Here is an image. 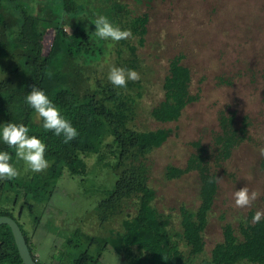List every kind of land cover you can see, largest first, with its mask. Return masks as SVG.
I'll return each instance as SVG.
<instances>
[{
  "label": "trees",
  "instance_id": "obj_1",
  "mask_svg": "<svg viewBox=\"0 0 264 264\" xmlns=\"http://www.w3.org/2000/svg\"><path fill=\"white\" fill-rule=\"evenodd\" d=\"M99 15L121 30H131L139 45L145 44L149 14H135L122 0H0V130L9 122L28 127V135L46 145L49 164L43 172H28L22 180H0V215H10L20 223L33 256L38 264H44L36 256L20 218L29 211L35 233L42 218L35 212L36 206L44 208L48 204L63 172L76 167L80 154L107 147L115 159L114 182L97 200L95 209L101 220H107L127 201L134 208L123 217L122 229L109 235L87 233V246L73 264H98L108 247L123 256L127 264H264V219L253 224V211L236 226L230 221L224 223L222 239L206 252L205 231L219 190L211 158L221 165L249 138L248 117L237 123L235 113L222 112L210 154L200 147L185 165L166 166L167 179L194 170L199 175L200 201L197 206H180L177 230L170 215L160 211L154 202L156 191L149 183L144 161L148 153L168 139L172 129H140L134 125L138 96L142 95L140 79L129 80L126 88H116L108 79L92 77L90 67L103 57L110 41L94 35L93 21ZM121 41L128 43V39ZM129 47L136 52V45ZM118 52L121 54V48ZM183 58L181 53L169 61L162 83L163 97L149 111L155 120L176 121L189 103L200 98V93L191 89L193 74ZM139 60L134 54L119 64L134 70ZM33 87L44 91L77 129L78 136L70 143L65 144L63 136L46 132L41 119L36 121L37 114L25 102ZM136 87L139 90L134 92ZM0 151L10 154L13 165L15 150L2 139ZM76 232H82L81 228L77 227ZM0 264H24L8 224H0Z\"/></svg>",
  "mask_w": 264,
  "mask_h": 264
},
{
  "label": "rangeland",
  "instance_id": "obj_2",
  "mask_svg": "<svg viewBox=\"0 0 264 264\" xmlns=\"http://www.w3.org/2000/svg\"><path fill=\"white\" fill-rule=\"evenodd\" d=\"M122 1L135 14H149L145 44L139 45L137 36L129 38L128 43L109 41V49L90 67V73L92 77L107 79L111 67H122L119 63L134 54L140 57L139 66L134 70L139 73L143 87L134 125L140 129H172L168 139L148 153L144 161L149 183L156 191L154 202L160 211L170 215L177 230H180V206L183 203L197 206L200 201L199 175L194 170L182 177L167 179L166 166L185 165L200 147L210 154L215 146L214 135L220 130L222 112L235 113L237 123L248 117L249 138L221 165L211 158L212 168L221 179L205 231L209 253L222 239L224 223L230 221L236 226L251 211L255 214L264 210V158L259 155V149L264 147V0ZM129 44L137 46L135 53ZM181 53L193 74L191 89L199 92L200 98L189 103L176 121L155 120L149 111L163 97L162 83L169 71L170 59ZM137 90L136 87L134 92ZM35 119L40 121L37 115ZM114 161L107 147L80 154L76 167H68L58 179L55 199L48 205V213L42 216L35 233L32 232L33 215L24 212L20 221L44 264H73L87 246V233L109 235L122 229L123 217L134 208L131 201L123 203L107 220H101L95 209L97 200L113 185ZM13 166L19 171L17 181L32 172L26 171L24 162L18 158ZM245 186L260 196L251 207L238 209L234 206L233 193ZM35 212L42 214L43 205H37ZM77 227L83 233L76 232ZM68 238H72L69 243ZM98 264H127V261L108 247Z\"/></svg>",
  "mask_w": 264,
  "mask_h": 264
},
{
  "label": "clouds",
  "instance_id": "obj_3",
  "mask_svg": "<svg viewBox=\"0 0 264 264\" xmlns=\"http://www.w3.org/2000/svg\"><path fill=\"white\" fill-rule=\"evenodd\" d=\"M94 35L101 40L119 42L134 38L131 30H121L115 26L106 16L99 15L94 21ZM51 78V73L47 74ZM108 81L116 88H126L129 80L135 82L140 79V75L135 70L123 67H111L107 76ZM28 106L34 109L38 118L42 120V127L47 131H52L56 136H63L65 144L70 143L78 136V131L64 118L60 110L54 105L44 91L33 87L31 92L25 97ZM29 128L23 124L7 123L0 130V139L9 148L15 150L18 160L25 164V170L33 173L43 172L49 166L45 158L46 145L36 136H29ZM259 155L264 158V147L259 149ZM11 156L7 151H0V180H13L19 176V171L10 163ZM221 178H215L219 181ZM214 182V181H210ZM260 193L250 191L247 186L233 193L234 206L238 209L249 208L259 198ZM264 219V210H258L252 217V223H259Z\"/></svg>",
  "mask_w": 264,
  "mask_h": 264
},
{
  "label": "water",
  "instance_id": "obj_4",
  "mask_svg": "<svg viewBox=\"0 0 264 264\" xmlns=\"http://www.w3.org/2000/svg\"><path fill=\"white\" fill-rule=\"evenodd\" d=\"M0 224H8L11 227L23 263L38 264L36 258L33 256L29 248L26 236L19 222L10 215H0Z\"/></svg>",
  "mask_w": 264,
  "mask_h": 264
},
{
  "label": "flooded vegetation",
  "instance_id": "obj_5",
  "mask_svg": "<svg viewBox=\"0 0 264 264\" xmlns=\"http://www.w3.org/2000/svg\"><path fill=\"white\" fill-rule=\"evenodd\" d=\"M61 176H62V175H61ZM56 185H58V181L56 182ZM56 188H57V187L54 188V191H53V193H52V196H51V198H50L48 204H46L45 207L43 208L42 216L48 213V208H49L48 205L51 204V203L54 201V199H55V195H56V193H57ZM88 197H90V196H87V198H88ZM77 202H78V201H77ZM42 219H43V218H41V221H40L39 225L41 224ZM19 224H20V223H19ZM20 226H21V225H20ZM36 231H37V230H36ZM29 248H30V247H29ZM34 252H35V251H34ZM35 254H36V252H35ZM36 256L38 257L37 254H36ZM38 258H39V257H38ZM39 259H40V258H39ZM36 260H37V259H36Z\"/></svg>",
  "mask_w": 264,
  "mask_h": 264
}]
</instances>
